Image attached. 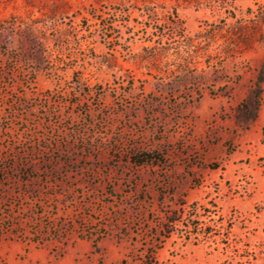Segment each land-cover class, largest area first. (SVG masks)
Returning a JSON list of instances; mask_svg holds the SVG:
<instances>
[{
	"label": "rangeland",
	"instance_id": "obj_1",
	"mask_svg": "<svg viewBox=\"0 0 264 264\" xmlns=\"http://www.w3.org/2000/svg\"><path fill=\"white\" fill-rule=\"evenodd\" d=\"M260 78L264 0H0V264H264Z\"/></svg>",
	"mask_w": 264,
	"mask_h": 264
},
{
	"label": "trees",
	"instance_id": "obj_2",
	"mask_svg": "<svg viewBox=\"0 0 264 264\" xmlns=\"http://www.w3.org/2000/svg\"><path fill=\"white\" fill-rule=\"evenodd\" d=\"M264 81V78H260L258 81V84H261ZM257 117L256 114L251 115V119L254 120ZM94 246H96V243H94Z\"/></svg>",
	"mask_w": 264,
	"mask_h": 264
}]
</instances>
